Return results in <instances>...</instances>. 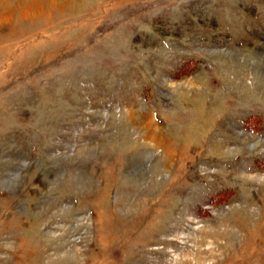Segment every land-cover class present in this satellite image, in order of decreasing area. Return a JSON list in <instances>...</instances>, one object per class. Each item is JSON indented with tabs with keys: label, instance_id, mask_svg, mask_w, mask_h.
Wrapping results in <instances>:
<instances>
[{
	"label": "rangeland",
	"instance_id": "obj_1",
	"mask_svg": "<svg viewBox=\"0 0 264 264\" xmlns=\"http://www.w3.org/2000/svg\"><path fill=\"white\" fill-rule=\"evenodd\" d=\"M0 264H264V0H0Z\"/></svg>",
	"mask_w": 264,
	"mask_h": 264
}]
</instances>
